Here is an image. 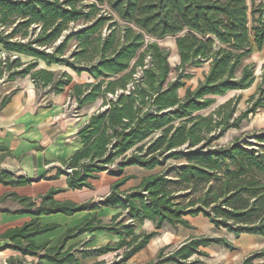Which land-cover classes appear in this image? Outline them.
Masks as SVG:
<instances>
[{
  "label": "trees",
  "instance_id": "obj_1",
  "mask_svg": "<svg viewBox=\"0 0 264 264\" xmlns=\"http://www.w3.org/2000/svg\"><path fill=\"white\" fill-rule=\"evenodd\" d=\"M257 13L261 15L256 17ZM79 21L85 25L65 34ZM168 36L176 37L180 57L174 80H169V51L157 42ZM72 40L76 44L70 50ZM254 45L264 48V9L250 12L248 0H0V46L7 53L0 59V79L30 76L38 97L59 94L72 83L73 75L39 63L64 66L93 79L73 86L71 100L79 117L82 108L101 101L78 130L81 148L51 178L66 175L68 188L79 190L94 188L92 182L102 172L121 177L132 166L149 172L127 191L121 187L136 176L121 177L98 201L59 202L55 195L62 189H52L40 200L11 194L22 206L14 213L95 212L68 229L54 248L44 251L48 243L36 246L32 240L57 228L40 226L37 219L2 234L0 238L11 241L7 247L58 264L123 250L111 263L94 264H132L133 256L159 230L166 225L194 228L189 217L199 215L237 238L264 236V130L251 134L254 142L237 136L229 145L216 143L264 107V71L250 106L240 115L235 116L240 96L207 116L195 115L210 108L217 96L249 89L256 82L255 64H243ZM12 53L18 57L12 59ZM21 56L32 60L23 62ZM205 63L209 69L204 78L196 87L188 86L181 97L179 91L191 77L184 72ZM171 159L184 162L166 171ZM31 182L5 170L0 173V184ZM102 207L124 212L104 222L97 215ZM145 220L152 221L155 230L136 232ZM98 231L121 239L93 249L78 248L76 243L62 252L70 240ZM217 244L234 248L225 237L192 236L171 250L169 244L161 247L154 259L141 264H200L194 256H208L202 248ZM263 257L264 250L257 251L241 264H264L257 262ZM9 264L33 263L19 259Z\"/></svg>",
  "mask_w": 264,
  "mask_h": 264
},
{
  "label": "crops",
  "instance_id": "obj_2",
  "mask_svg": "<svg viewBox=\"0 0 264 264\" xmlns=\"http://www.w3.org/2000/svg\"><path fill=\"white\" fill-rule=\"evenodd\" d=\"M254 51L259 52L255 45ZM206 64L209 65L208 63ZM92 80L89 76V79L85 82ZM72 83L59 94L49 93L40 97H38L37 89L31 79L28 84L19 85L20 83H12L11 86L6 87V84H4L0 87V146L2 147L0 148V173L5 170L14 176H25L32 180L30 184L19 186L0 184V208L4 210L0 211V236L7 230L21 227L33 219H37L40 226L55 224L57 228L54 230L32 239L36 246L48 243L44 251L56 247L68 229L82 224L95 211L84 210L73 215L54 213L40 216L28 213H14V211L22 209V206L13 200L11 194L15 193L18 196L40 200L39 197L50 190L62 189L64 191L55 195V199L59 202L83 203L90 200L98 201L109 194L112 185L121 177L126 175L136 176L121 187L122 191H127L136 187L141 178L149 174L148 171L137 166L126 168L121 177L102 172L99 179L93 180L94 188L79 190L68 188L66 175L51 178L56 175L57 167L61 166L63 162L81 148L82 143L77 137L78 130L87 122L89 116L98 110L101 104V101H98L94 109H92L93 107L82 108L80 110L81 117L72 118L66 103L71 99L73 86L82 82L77 81L73 77ZM4 101H6L5 104H3ZM136 171L139 173H134ZM4 197L6 198L3 199ZM121 212H124L122 208L102 207L97 210V215L104 222H110L115 214ZM191 220V217H189L190 223L192 222ZM180 227L176 228L179 229ZM152 230H155L154 223L150 220H145L138 225L136 232H150ZM162 231L163 228L159 230V235L152 238L150 243L138 253L152 251L156 255L162 247H160L159 241ZM188 238H185L184 241ZM120 239V236L105 231L88 232L81 237L70 240L62 252H65L71 245L76 243H80L78 248L84 246L87 249H93L110 242H117ZM10 243L11 241L8 239L0 238V264H9L10 261L19 259L25 263L58 264L40 259L38 256H24L20 251L7 247ZM166 243L168 245L169 242L167 241ZM44 251L41 253H44ZM111 253L118 254L117 252L108 254ZM108 254L87 257L74 263L66 262L63 264H94L95 262L105 261L104 256ZM90 259L91 262H89Z\"/></svg>",
  "mask_w": 264,
  "mask_h": 264
},
{
  "label": "rangeland",
  "instance_id": "obj_3",
  "mask_svg": "<svg viewBox=\"0 0 264 264\" xmlns=\"http://www.w3.org/2000/svg\"><path fill=\"white\" fill-rule=\"evenodd\" d=\"M90 1V0H88ZM249 6H250V12H252L255 9H259L263 6L264 9V0H248ZM261 14L257 13L256 17H259ZM250 26H253V18L252 13H250ZM120 24H122L120 22ZM85 25V22L79 21L77 23L70 24L68 30L65 31V34L70 33L71 31H74L82 26ZM104 32H106V29H104ZM157 42L159 45L169 51V61L171 65V70L169 74V80H174L177 75L180 72V57L178 54L177 46H176V37L175 36H168L163 39H158ZM76 41L72 40L70 42L71 48L70 50H73L75 48ZM7 53L2 49L0 46V59H4L6 57ZM11 58L14 59L18 57L17 54L12 53L10 54ZM21 59L23 62H29L32 60L31 57L28 56H21ZM243 64H255L256 66V75L257 80L256 82L246 90H234L228 92L226 95L223 96H217L215 99V103L208 109L199 111L195 113V115H202L207 116L211 114L213 111L218 109V107L227 102L228 100L240 96V101L237 104V109L235 112V116L240 115L247 107L250 106L249 99L250 97L257 92L258 84L261 80V75L264 71V48L262 50L254 51L250 56H248L244 61ZM39 67H46L48 69L59 71V70H67L69 71L73 77L76 78L77 81L84 83L89 79V76L87 73H83L82 75H77L73 70L66 68L64 66H57L52 65L50 67H47L45 63L40 62ZM209 65L206 63L199 66H190L187 68V71L184 73L191 74V77L186 80V87L180 89L179 94L181 97L185 95L186 88L188 86L194 88L198 85L199 81L204 78V74L208 71ZM30 76L26 77H17L13 81H8L7 76L0 79V87L4 84L7 86H11L12 83H20L19 85H23L25 83L28 84L30 80ZM73 84V83H72ZM43 94V91H41ZM97 104L95 105H89L86 108H92L94 109ZM69 103H66V107L68 109ZM72 111V108H71ZM68 112H70V108L68 109ZM178 123V122H177ZM264 130V107L260 108L256 114L249 115L248 119H246L240 128H231L229 129L223 137H221L219 140L216 141L219 145H229L237 136H241L244 140L254 142L255 139L251 134L255 132H261ZM184 162V159L176 160L171 159L166 168V171H169L172 167L178 166L181 163ZM163 170V168H159L157 171ZM134 173H139L138 171ZM10 206L9 204H6ZM191 223L194 226V228H186V227H180L173 228L169 225H166L163 228V231L160 234V247L165 246L167 241L168 244L171 245V249L177 247L180 242L184 241L185 238H188L192 235L197 236H212V237H225L230 243L234 245L233 249H228L224 245H212L208 247L202 248L204 251L208 253V256H194V258H198L202 261L200 264H241L242 261L250 254L262 251L264 250V236L259 235H249V234H242L240 237H235V235L227 232L225 229H217L206 217L199 215L197 217H191ZM166 241V242H163ZM123 252V250L116 253L108 254L105 257L106 263H111L112 261L118 259V255H120ZM156 255H154V252L145 251L142 253H137L133 256V258L130 260V263L132 264H141L144 262H148L155 258ZM91 262V259L89 260ZM257 262L261 263L264 262V257L261 259H258ZM91 264V263H90Z\"/></svg>",
  "mask_w": 264,
  "mask_h": 264
},
{
  "label": "built area",
  "instance_id": "obj_4",
  "mask_svg": "<svg viewBox=\"0 0 264 264\" xmlns=\"http://www.w3.org/2000/svg\"><path fill=\"white\" fill-rule=\"evenodd\" d=\"M67 103H69V105H70V106L68 107V109L70 108V112H69L70 116H71L72 118H77V117H79L78 114L76 113V108H77L76 103H75L74 101H72L71 99H70ZM71 108H72V111H71Z\"/></svg>",
  "mask_w": 264,
  "mask_h": 264
}]
</instances>
